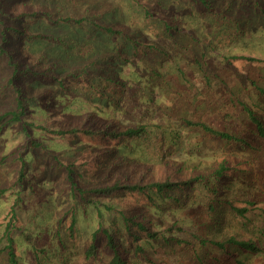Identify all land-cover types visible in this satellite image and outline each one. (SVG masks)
Wrapping results in <instances>:
<instances>
[{
    "label": "rangeland",
    "instance_id": "374dc122",
    "mask_svg": "<svg viewBox=\"0 0 264 264\" xmlns=\"http://www.w3.org/2000/svg\"><path fill=\"white\" fill-rule=\"evenodd\" d=\"M2 1L13 18L9 24L25 34L42 33L93 46L91 53L81 56L48 39L28 40L14 32L8 34L6 47L15 54V60L24 66L33 64L40 71L54 65L53 73L64 82V87L58 82H27L29 109L25 123L56 128L81 122L117 128L147 124L163 131L166 148L172 147V159L187 172L176 177L202 174L213 182V168L223 159L231 169L221 186L219 199L224 205L219 208L216 224L210 223L206 213L210 198L200 183L188 189L190 198L184 206L170 202L171 195L157 198V205L144 203L138 196L84 203L73 195L64 171L53 167L55 156L75 164L81 185L96 186L121 172L113 166L119 157L130 162L147 161L146 175L156 178L161 167L159 155L141 146L135 150L118 147L111 153L80 136L60 137L34 125L25 130L22 123L6 124L0 129V189L5 188L0 195V247L6 244V225L13 210L10 230L21 264H106L98 257L87 258L85 250L98 228L109 227L112 220L122 224L119 210H124L128 214L145 212L157 231L178 223L172 237L164 232L173 239L170 243L176 246V238L190 240L204 258L208 251L202 247L203 239L226 240L232 235L253 240L264 250V139L252 134L246 137V143L231 144L197 125L228 130L223 111L218 110L229 102L228 96L218 91L216 82L221 85L222 79L227 88H243L238 98L264 123V95L258 89V85L264 88V13L256 6L264 7V0H210L215 13L232 16L242 24V35L232 40V28L217 25L214 13L199 0ZM23 5L51 12L53 20L87 15L99 24L120 29L122 34L112 37L88 22H52L47 15L15 19ZM167 26L178 29L170 35ZM2 29L0 24V40ZM132 40L158 49L134 56ZM194 66H201L210 75L211 85L197 78ZM73 74H80L86 83L77 82ZM106 78L125 81L124 93L88 89V83L100 86ZM13 106L10 93L0 98V112ZM32 139L40 146L31 144ZM20 155L26 161L21 180L20 163L16 161ZM166 204L170 205L165 210L158 206ZM232 204L247 208L245 217L233 211ZM73 213L76 224L71 235L68 227ZM138 243L144 248V256L132 252L131 264H191V257L184 252L171 255V249L146 236ZM98 254L108 257L102 249ZM224 257L222 251L218 264H238ZM238 257L245 264H264V252L250 256L241 251ZM1 264H8L4 256Z\"/></svg>",
    "mask_w": 264,
    "mask_h": 264
},
{
    "label": "trees",
    "instance_id": "16d2710c",
    "mask_svg": "<svg viewBox=\"0 0 264 264\" xmlns=\"http://www.w3.org/2000/svg\"><path fill=\"white\" fill-rule=\"evenodd\" d=\"M205 9L210 13H214V21L217 25H229L232 28L233 36L230 38L235 39L242 35L243 27L239 20H236L232 16L216 12L211 6L210 0H199ZM258 9L264 13V7L256 5ZM41 15H47L48 20L52 22H67L81 25L88 22L92 24L95 29L101 30L106 34L115 37L122 34L120 29H116L113 26L102 25L95 19H90L85 15L82 17L77 16H65L59 17L55 20L52 19L51 12H41L37 9H31L26 6H21L18 13L14 15L15 19H24L25 17L36 18ZM13 20L10 13L5 11L3 1L0 0V24L3 26L1 31L0 40V98L10 93L13 98V107L11 109H3L0 112V129L9 123H22L25 130L28 126L34 125L38 129L55 136H80L87 139L89 142H94L96 145L102 147L103 150L114 153L118 147H124L135 150L136 146H141L145 151H153L159 155V165L161 166L158 176L156 178L146 175L147 161L136 160L135 162L125 161L124 157H119L113 162L114 167H119L121 172L116 173L115 177L108 182L96 185V186H84L77 181V172L75 164L73 162L65 163L59 160L58 156L54 157L53 167L62 169L65 174V181L71 188L73 195L78 196L84 203H94L101 198H122V197H135L138 196L144 203L157 205V198H167L171 195L170 202H174V205L184 206V202H188L190 196L186 194L188 189L193 188L196 183H200L204 186L210 200L207 203L206 213L210 218V223L216 224L221 215V205H224L219 199L221 195V186L224 185V179H228L229 171L231 167L228 165V161L223 159L218 162L213 168L214 181H207L202 174L176 177L178 175L187 174L182 169V166L177 165L172 159V147L166 148V136L163 131H158L154 127H150L147 124H138L135 126H126L122 128L112 126H88L86 123L81 122L73 125H64L63 127H50L43 124L25 123L24 116L28 112V81H41L56 83L64 87V82L59 79L58 76L53 73L54 65L50 66L45 71H40L33 64L21 65V63L15 60V54L6 47V43L9 42L8 34L11 32L16 33L18 38L24 37V39L33 40L48 39L59 45H65L70 47L73 51H76L78 55L87 56L93 51V46L87 43L69 42L63 37H56L53 35H46L42 33L38 34H25L20 28H16L9 23ZM177 27L167 26L166 30L170 35H173L177 31ZM134 56L148 54L154 52L158 48H155L152 44H144L139 40H132ZM238 58L255 60L254 57L240 56ZM195 74L197 78L204 83V85H211L212 79L210 75L201 67H195ZM74 79L86 83V79H81L80 74H73ZM218 91H221L222 96L227 98L228 104L225 103L219 111H223V119L228 124V130H218L210 127L204 123H196L201 125L209 134L216 138L223 139L228 143H246V137L252 134H257L264 139V123L256 115L254 110L241 101L238 96L241 95L243 88H236L229 86L228 88L222 84L227 85L226 80L222 79L221 85L218 82ZM88 89L95 91H112L115 94L122 95L126 89L125 81L114 78H106L101 82L100 86L94 83H88ZM259 92L264 95V88L258 85ZM47 93H50L48 91ZM195 94V93H194ZM195 97V95H194ZM226 100V99H225ZM238 104L241 107H238ZM233 109V110H231ZM236 112V113H235ZM188 125H195L192 121H187ZM161 127V126H158ZM35 146H40V142L35 140L29 141ZM246 145V144H243ZM19 161L20 168L19 180L24 178V171L26 168V161L20 155L16 158ZM3 160H0V165ZM5 192V188L0 189V195ZM174 193V194H171ZM182 202V203H181ZM231 202H229L230 204ZM158 205L160 209L165 210L170 204ZM171 205V206H174ZM253 205V203H250ZM232 210L236 211L238 215L245 217V213L248 212L247 208H237L232 204ZM112 209L111 206H108ZM11 220L9 219L6 225V244L4 247H0V264L1 259L4 256L8 264H21L14 247V238L11 235V221L12 217H15L12 210ZM122 224L119 220H112L109 227L98 228L91 237L89 245L86 247L87 258L98 257L105 261L106 264H131L130 255L132 252L137 256L143 253L144 248L138 243L144 236L150 241L159 242L164 248L171 249V255L180 254L184 252L191 257V264H218L221 260V252H224V259L235 261L238 264H245L238 257V254L246 253V255L259 254L264 252L257 243L253 240L241 239L237 236H230L226 240H213L203 239L201 241L202 247L206 248L208 252L206 258L202 257L194 246L193 242L184 239H175L177 245L170 243L171 240L164 232L169 233L171 236L176 228H179L178 223L174 222L166 226L163 230L157 231L152 226V221L148 219L145 212H130L126 213L124 210H119ZM67 214V212L65 213ZM76 218L73 213L71 215L70 225L68 227L71 235L75 232ZM162 234L161 238L159 237ZM172 237V236H171ZM102 249V254L108 255L107 259L98 254V250ZM240 251V252H239ZM213 259L212 263L209 260Z\"/></svg>",
    "mask_w": 264,
    "mask_h": 264
}]
</instances>
